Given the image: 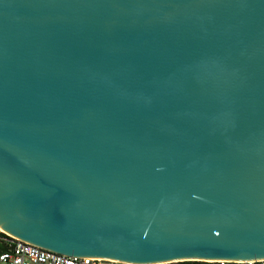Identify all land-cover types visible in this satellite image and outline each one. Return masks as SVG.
<instances>
[{
    "label": "water",
    "instance_id": "obj_1",
    "mask_svg": "<svg viewBox=\"0 0 264 264\" xmlns=\"http://www.w3.org/2000/svg\"><path fill=\"white\" fill-rule=\"evenodd\" d=\"M0 231L264 261V0H0Z\"/></svg>",
    "mask_w": 264,
    "mask_h": 264
},
{
    "label": "built area",
    "instance_id": "obj_2",
    "mask_svg": "<svg viewBox=\"0 0 264 264\" xmlns=\"http://www.w3.org/2000/svg\"><path fill=\"white\" fill-rule=\"evenodd\" d=\"M4 234V233H3ZM0 235V264H122L110 261H98L73 258L23 243L7 234ZM173 262L165 264H179ZM207 263V262H204ZM208 264H264V261L249 263H208Z\"/></svg>",
    "mask_w": 264,
    "mask_h": 264
},
{
    "label": "trees",
    "instance_id": "obj_3",
    "mask_svg": "<svg viewBox=\"0 0 264 264\" xmlns=\"http://www.w3.org/2000/svg\"><path fill=\"white\" fill-rule=\"evenodd\" d=\"M1 236H5L3 233H0ZM0 250H2V247L0 246ZM179 264H208L204 262H198V261H185Z\"/></svg>",
    "mask_w": 264,
    "mask_h": 264
},
{
    "label": "bare ground",
    "instance_id": "obj_4",
    "mask_svg": "<svg viewBox=\"0 0 264 264\" xmlns=\"http://www.w3.org/2000/svg\"><path fill=\"white\" fill-rule=\"evenodd\" d=\"M2 231H0V233H1Z\"/></svg>",
    "mask_w": 264,
    "mask_h": 264
}]
</instances>
